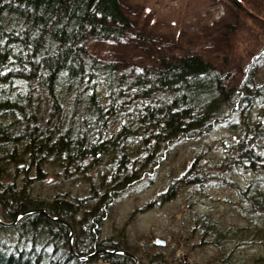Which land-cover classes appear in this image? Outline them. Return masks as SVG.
<instances>
[{"label": "trees", "instance_id": "trees-1", "mask_svg": "<svg viewBox=\"0 0 264 264\" xmlns=\"http://www.w3.org/2000/svg\"><path fill=\"white\" fill-rule=\"evenodd\" d=\"M132 29L121 0H0L1 216L12 222L17 213L44 205L69 221L75 247L67 225L35 212L0 225V264L134 263L122 253L79 257L113 248L142 253L139 264H181L173 254L146 255L127 241L124 229L104 237V218L146 171L135 156L160 161L175 145L219 128L229 135L223 140L228 153L219 161H193L180 180L199 193L212 184L232 185L245 202L247 222L224 229L198 215L194 226L199 241L218 251L212 264H264V47L236 75L222 73L196 51L140 50L152 62L135 68L93 48L97 41L131 36L148 48L142 33L125 37ZM46 165L58 176L77 171L89 182L88 193L37 192ZM239 168L253 175L246 186L234 175ZM253 244L262 251L238 262L233 250Z\"/></svg>", "mask_w": 264, "mask_h": 264}, {"label": "rangeland", "instance_id": "rangeland-1", "mask_svg": "<svg viewBox=\"0 0 264 264\" xmlns=\"http://www.w3.org/2000/svg\"><path fill=\"white\" fill-rule=\"evenodd\" d=\"M121 3L133 25L125 37L142 33L148 48L133 36L108 43L97 41L93 48L106 60L113 61L110 58L114 57L124 66H149L152 61L140 53L144 49L163 55L196 51L210 56L222 73L236 75L243 72L252 54H258L264 47V0H239L238 5L229 0H121ZM226 139L228 133L219 128L198 141L175 145L160 161H143L145 154L135 156L136 166L143 164L146 171L135 184L131 182L134 189L128 196L119 195L113 200L104 218L103 236L107 238L124 229L127 241L139 246L146 255L173 254L181 264H212L218 251L213 245L199 241L194 219L203 215L224 229L240 226L247 222L245 202H239L237 190L226 182L209 185L199 193L193 190L192 183L184 184L180 179L193 161H219L225 156L229 147L223 143ZM225 143L228 145V141ZM129 153L134 154L131 150ZM11 169L16 175V170L12 166ZM43 171L44 183L35 182L36 191L43 195L56 189L72 195L88 193L89 182L77 171L70 178L58 176V169L50 165ZM234 175L242 186L253 177L244 168L237 169ZM16 176V180L20 178ZM158 240L164 244H158ZM233 251L235 259L245 263L261 252L262 246L253 244ZM127 252L137 256L138 264L143 263L141 252L140 255Z\"/></svg>", "mask_w": 264, "mask_h": 264}, {"label": "bare ground", "instance_id": "bare-ground-1", "mask_svg": "<svg viewBox=\"0 0 264 264\" xmlns=\"http://www.w3.org/2000/svg\"><path fill=\"white\" fill-rule=\"evenodd\" d=\"M165 155H167V154H165ZM168 156V155H167ZM35 212H44L45 214H47L48 216H50L51 218H53V219H55V220H58V221H60V222H62V223H64L65 225H66V223L65 222H63V221H65V219H63V218H61L60 216H53L52 214H50V213H48L47 211H46V206H44V205H41L40 207H38V208H31V209H29V210H25V211H22V212H20L19 214L17 213V216L15 217V219L12 221V222H14V221H16V222H19L24 216H31L32 218L34 217V213ZM0 215H1V211H0ZM2 217V216H1ZM3 218V217H2ZM24 219V218H23ZM22 219V220H23ZM21 220V221H22ZM12 222H10V221H6L4 218H3V220L0 222V225H3V226H10V224L12 223ZM68 226V225H67ZM69 227V226H68ZM70 228V236H69V246H70V248L73 250V251H75V247H74V245H73V239H74V231L73 232H71V227H69ZM71 234H73V235H71ZM111 250H115L114 248L113 249H111ZM111 253V252H110ZM114 253V252H113ZM80 257H81V259H84V260H90V259H92L93 257H88L86 254H80Z\"/></svg>", "mask_w": 264, "mask_h": 264}, {"label": "water", "instance_id": "water-1", "mask_svg": "<svg viewBox=\"0 0 264 264\" xmlns=\"http://www.w3.org/2000/svg\"><path fill=\"white\" fill-rule=\"evenodd\" d=\"M0 222H1V220H0ZM63 222H65L66 223V225H68L69 227H71V225H70V223L68 222V221H63ZM11 225V224H10ZM72 228V227H71ZM71 232H73V229H71ZM71 235H73V234H71ZM158 242L159 243H161V244H163L164 242H163V240H158ZM101 252H111V253H122V254H125V255H128V256H130V257H132V258H134V255L133 254H130L129 252H127V251H125V250H122V249H115V250H110V249H102V250H96L95 252H93L92 254H89V255H87L88 257H93V256H95L96 254H99V253H101ZM137 262V261H136ZM136 262L134 263V264H136Z\"/></svg>", "mask_w": 264, "mask_h": 264}]
</instances>
